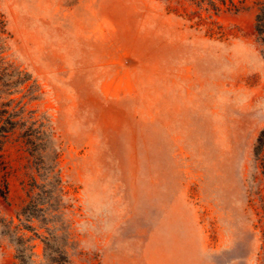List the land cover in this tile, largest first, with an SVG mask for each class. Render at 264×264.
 I'll use <instances>...</instances> for the list:
<instances>
[{
  "label": "rangeland",
  "instance_id": "obj_1",
  "mask_svg": "<svg viewBox=\"0 0 264 264\" xmlns=\"http://www.w3.org/2000/svg\"><path fill=\"white\" fill-rule=\"evenodd\" d=\"M262 3L0 0L40 138L3 148L24 264H264Z\"/></svg>",
  "mask_w": 264,
  "mask_h": 264
},
{
  "label": "trees",
  "instance_id": "obj_2",
  "mask_svg": "<svg viewBox=\"0 0 264 264\" xmlns=\"http://www.w3.org/2000/svg\"><path fill=\"white\" fill-rule=\"evenodd\" d=\"M211 6L216 12L218 11L216 6H214V3H211ZM256 31L260 40L264 41V3L260 5L259 12L256 17ZM6 39L7 32L5 22L0 13V200L5 203L8 199V167L4 159L3 148L9 135L12 134L18 127L28 124V129H26L28 132V140L26 141V144L36 147L37 141L40 140L36 133L31 131V128L35 125L36 121L33 120V117H31V119H25L23 116L26 103H23L22 101L26 94L20 98H11L12 95L20 93L25 86H27V92L30 89L33 90L34 84L33 82L28 84L31 80L28 74L16 68L13 63L8 60L6 55ZM263 133L264 131H262V134ZM259 141L260 140H258V142ZM21 215H23V211L22 213H17L19 223L14 224L13 220L6 219L0 211V232L13 243L15 250L14 258L16 259L17 264H24L25 261L31 257V254L27 255V257L25 255L26 245L29 247V250H32L33 248V246H28V243L33 239V237H26L25 234L22 233V229L32 228H30V226L22 227ZM25 217H27L24 218L27 221H30V219L33 218L31 216Z\"/></svg>",
  "mask_w": 264,
  "mask_h": 264
}]
</instances>
